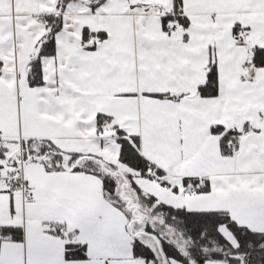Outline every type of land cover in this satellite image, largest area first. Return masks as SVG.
<instances>
[{"label": "snow or ice", "instance_id": "1", "mask_svg": "<svg viewBox=\"0 0 264 264\" xmlns=\"http://www.w3.org/2000/svg\"><path fill=\"white\" fill-rule=\"evenodd\" d=\"M0 264H264V0H0Z\"/></svg>", "mask_w": 264, "mask_h": 264}]
</instances>
